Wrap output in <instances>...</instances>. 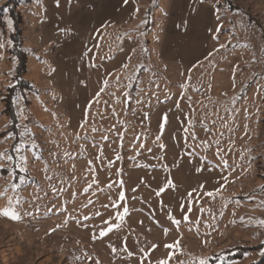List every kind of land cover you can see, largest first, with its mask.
<instances>
[{"label": "rangeland", "instance_id": "obj_1", "mask_svg": "<svg viewBox=\"0 0 264 264\" xmlns=\"http://www.w3.org/2000/svg\"><path fill=\"white\" fill-rule=\"evenodd\" d=\"M15 1L30 87L13 133L0 0V210L19 215L0 264L257 260L264 0Z\"/></svg>", "mask_w": 264, "mask_h": 264}, {"label": "trees", "instance_id": "obj_2", "mask_svg": "<svg viewBox=\"0 0 264 264\" xmlns=\"http://www.w3.org/2000/svg\"><path fill=\"white\" fill-rule=\"evenodd\" d=\"M12 4L9 6L8 14L12 20L13 30L10 33V40L12 41V47L9 49L10 53L15 56L17 62L14 66L13 83L7 87L6 92L3 94L1 100L4 103L3 113L9 118V131L15 133L17 117L15 113V108L13 105V99L17 93H21L24 97L26 93L24 89L29 88V84L23 79V74L25 71V53L19 48L20 36H21V24L22 18L19 11L16 10L17 2L15 0L11 1ZM262 249L261 255L255 261L249 264H264V243L260 245ZM238 255H230L229 258H235Z\"/></svg>", "mask_w": 264, "mask_h": 264}, {"label": "snow or ice", "instance_id": "obj_3", "mask_svg": "<svg viewBox=\"0 0 264 264\" xmlns=\"http://www.w3.org/2000/svg\"><path fill=\"white\" fill-rule=\"evenodd\" d=\"M127 2V0H126ZM208 195H211V193H208ZM121 198H123V196H121ZM0 215L9 217L10 219L16 220L19 219V215L11 208H6L3 210H0ZM185 219H187V217H185ZM261 224H264V220L260 221ZM111 229H109L110 231ZM106 233L102 232L101 235H105ZM166 247H172V246H166ZM160 264H167V261H161ZM201 264H204V262L202 261Z\"/></svg>", "mask_w": 264, "mask_h": 264}]
</instances>
